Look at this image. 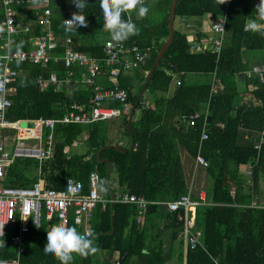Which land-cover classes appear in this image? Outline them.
I'll return each mask as SVG.
<instances>
[{
  "label": "trees",
  "instance_id": "trees-1",
  "mask_svg": "<svg viewBox=\"0 0 264 264\" xmlns=\"http://www.w3.org/2000/svg\"><path fill=\"white\" fill-rule=\"evenodd\" d=\"M19 1H22L16 6L19 18L30 28L17 36L13 49L28 50L43 32L38 23L43 7L39 3L34 5L31 0ZM171 1L145 0L149 11L143 18H138L135 11L130 13L140 32L123 43L127 47L137 45L149 49L145 66L119 76L121 87L127 90L131 110L134 108L131 120L130 110L87 126L58 123L54 129L52 157L41 165L31 159H17L5 172L3 183L26 188L41 179L45 189L60 190L65 180L72 177L83 183L84 193H87L89 174L96 172L99 181L107 182L103 197L110 199L115 193L109 181L114 172L119 192L141 196L150 202L172 201L189 192L179 145L194 159L199 150L207 161L206 168L200 167L205 186L199 190L205 191V202L196 209V226L202 231L204 249L188 251L185 264H264V208L248 206L262 195L258 187L264 179V145L260 163L251 176V185L242 175L244 165L256 153L258 134L264 129V80L257 76L248 79L244 75L253 64L247 54L259 53L258 62L264 63V36L244 30L251 18L258 19L255 7L260 0H226L223 4L221 0H178L175 21L180 17L192 19L205 15L225 18L220 54L217 56L210 48L203 52L190 51L188 35L174 29L172 44L145 86L158 51L169 36ZM86 3L84 13L88 26L69 32L63 21L69 10H79L71 0L50 1L57 47L51 51V60L44 67L28 62L14 66L18 76L12 84L15 92L9 96L11 106L6 113L9 121L56 119L75 103H89L94 84L75 82L81 73L78 66L72 67V81L59 92H55L51 84L39 89L36 83L39 77L47 79L51 72H56L59 78L65 76L63 63L53 59L64 56L67 38L72 49L96 58L102 70L108 72L103 46L110 34L103 27L100 0H86ZM128 15L126 13L124 18ZM2 19L0 9V22ZM204 37L199 34L197 39ZM173 74L179 75L181 84L169 94ZM190 75L209 78L206 82L191 84L185 80ZM213 75L219 85L215 94H211ZM238 76L242 77L240 86ZM145 93L151 95V104H144ZM113 106L118 107V104ZM207 107L209 138L200 143ZM195 112L201 114L195 126L181 119ZM10 134L14 141L15 134ZM79 142L83 143L82 150L76 148ZM207 181L211 182V188L206 187ZM232 187L235 188L233 194ZM191 197L197 198V195L191 193ZM89 223L95 234V246L101 251L118 253L121 264H169L172 261L183 264L178 237L182 222L179 213L169 212L164 206L150 204L143 223L137 225L132 205L108 203L103 209L99 203ZM56 224L58 220L53 217L49 222L44 219L39 229L29 230L20 264H60L55 255L43 250L47 231ZM67 226L74 225L71 221ZM13 232L7 229L4 238L0 237V241L5 240V246L0 247V259L15 257L10 242ZM85 259L73 253L71 264H82Z\"/></svg>",
  "mask_w": 264,
  "mask_h": 264
},
{
  "label": "built area",
  "instance_id": "built-area-1",
  "mask_svg": "<svg viewBox=\"0 0 264 264\" xmlns=\"http://www.w3.org/2000/svg\"><path fill=\"white\" fill-rule=\"evenodd\" d=\"M29 1V0H27ZM51 0H39L42 5V13L38 23L41 26L42 34L33 42L28 50H14L16 38L19 34L29 31V24L19 18L16 6L21 4L19 0H0V9L3 13L4 31L0 32V223L5 224L4 233L7 229L14 232L10 236V242L15 249V257L12 259H0V264H20V255L24 251L26 234L31 228L39 229L43 220L49 222L53 217L58 220V224L64 223L66 226L72 221L73 225L81 233L91 232L90 219L93 216L97 204H102V208L110 203H121L132 205L136 210V224L141 225L145 217L146 209L150 204L164 206L169 212L179 213V220L182 228L178 233L181 240L183 264H185L188 251L196 248L204 249L201 242L202 231L196 226V209L205 202V191L199 190L197 198L191 197V191L178 199L172 201L150 202L141 196L129 194L127 192H115L110 199H105L103 193L97 188L99 176L92 172L88 177L89 189L84 193V186L81 181L69 177L65 180L63 188L45 189L41 179L33 183L32 186L9 187L3 183L5 172L17 159H31L41 165L42 161L50 159L55 149L54 129L56 124H78L91 125L100 121H108L121 113L131 110V103L128 100L127 90L121 87L119 76L122 72H129L141 69L146 64L149 49H143L137 45L125 46L122 43L114 42L110 35L104 41V62L109 70L107 74V87L95 84V79L102 73V66L96 58L85 53L75 51L70 47V38L66 39V49L62 58H54V62L61 61L65 68V76L59 78L56 72H51L47 79L39 77L36 80L39 89L45 84H51L55 92L72 81L74 72L72 67L78 66L81 73L79 80L86 84H94V93L89 103H75L63 115L56 119L38 118L31 121L17 120L11 122L7 119L6 113L11 106V96L15 89L12 84L18 76L15 65L20 63H34L46 66L50 60L51 51L57 47L56 36L52 30L51 12L49 3ZM260 2L257 1L258 5ZM73 11H68L65 19H70ZM181 23L187 22V18L180 17ZM258 23H264L257 19ZM247 25V23H246ZM244 27L245 31L249 29ZM209 35L202 40L189 41V50L193 52H203L206 49L218 56L225 33V18L214 19L210 25ZM128 59L122 61V56ZM146 74V73H145ZM177 75V74H176ZM246 78L251 79L257 76L264 80V63L252 64L244 72ZM179 76V75H178ZM176 87L181 84V80L175 79ZM219 85L216 83L215 75L212 77L211 94L217 93ZM118 104L117 106H113ZM200 113H190L183 115L181 119L189 126H195ZM208 107L203 115L201 126L200 143L209 138V123L207 121ZM30 123L31 125H22ZM222 127V124H218ZM242 128V125L240 126ZM10 132L15 134L13 141ZM264 145V129L258 134V141L254 147L256 153L250 157L244 165L242 175L247 178L248 185H251L253 170L259 165L261 159V149ZM10 149V150H8ZM195 164L206 168V159L198 153L195 157ZM235 188L232 187L231 193ZM251 208H264V197L260 200L253 199L248 205ZM104 264H121L118 258Z\"/></svg>",
  "mask_w": 264,
  "mask_h": 264
},
{
  "label": "clouds",
  "instance_id": "clouds-1",
  "mask_svg": "<svg viewBox=\"0 0 264 264\" xmlns=\"http://www.w3.org/2000/svg\"><path fill=\"white\" fill-rule=\"evenodd\" d=\"M35 5L39 0H31ZM75 7L79 10L73 12L70 19H64V27L67 31H76L79 27H87L86 14L84 9L88 5L86 0H71ZM226 0H221V4ZM100 8L104 14L103 27L109 32L111 39L116 43H122L129 37L138 35L140 29L132 20L130 13L135 11L138 18L147 15L149 8L145 5V0H100ZM255 12L260 21H264V0L255 7ZM128 18L125 19V14ZM246 27L264 36V23H258L255 18H251ZM4 31L3 24H0V32ZM24 86V81H21ZM2 87V82H0ZM2 101V98H0ZM6 103V101H2ZM106 181L101 179L97 185L100 192H106ZM5 224L0 223V237L4 238ZM5 246V240L0 241V247ZM46 254H53L60 261V264H71L73 253L83 257L89 254H95L99 249L95 246V234L92 232L81 233L76 227H68L64 223L52 225L47 231V243L44 247Z\"/></svg>",
  "mask_w": 264,
  "mask_h": 264
},
{
  "label": "crops",
  "instance_id": "crops-1",
  "mask_svg": "<svg viewBox=\"0 0 264 264\" xmlns=\"http://www.w3.org/2000/svg\"><path fill=\"white\" fill-rule=\"evenodd\" d=\"M177 21H178L180 30L185 32L188 35V40L191 41V40H198L197 37L199 34H203L204 36L209 35L210 25L214 21V19L211 18V16H209V15H205L202 18L188 19L187 22H185V23H181L179 20H177ZM126 59H128V56H126V55L121 57L122 61H124ZM255 63H260V62H258V59H256L255 61H253V64H255ZM130 72H132V71L125 72V73L127 74ZM189 77L191 79V84H198L201 81L200 77H202V75H190ZM175 79H179V76L176 74H173L171 86L169 89V94L172 93L176 88ZM75 80H79V79H75ZM200 83H202V82H200ZM95 84L102 86V87L108 86L107 74L105 71H102V73L99 76H97V78L95 79ZM134 84H135V86L139 85V83L136 81L134 82ZM143 97H144V100H143L144 104H151L152 103V98H151V95L149 93L143 94ZM137 116H138V113L135 114V117H137ZM22 124H24L25 126L31 125L30 123H27V124L22 123ZM179 155L181 158V162H182V166H183L187 185H188L192 195H196L197 191L200 188L205 186L204 173H203V171H201L202 169L195 164L194 158H192L190 156V154L188 153V151L180 145H179ZM258 189L262 193V195L259 196V199H262L264 197V179L260 180ZM114 190H115V192L118 191L116 182L114 183ZM99 251L100 252L97 251L95 254H89L86 257L85 261L82 262V264H103L105 262L112 261V260L119 257L118 253H116V252L115 253H109V252H105V251H101V250H99ZM169 264H176V261H172Z\"/></svg>",
  "mask_w": 264,
  "mask_h": 264
},
{
  "label": "water",
  "instance_id": "water-1",
  "mask_svg": "<svg viewBox=\"0 0 264 264\" xmlns=\"http://www.w3.org/2000/svg\"><path fill=\"white\" fill-rule=\"evenodd\" d=\"M178 0H172L171 1V5H170V12H169V17H168V30H169V36L167 38V40L164 42V44L161 46V48L158 51V54L156 56V59L150 69V72L148 74L147 77V81L145 82V86L148 82V80L152 77L156 67L158 66L159 62L161 59L164 58V53L165 51L168 49V47L172 44L173 40H174V22H175V15H176V4H177ZM134 114V108L131 110L130 113V120L132 118Z\"/></svg>",
  "mask_w": 264,
  "mask_h": 264
},
{
  "label": "rangeland",
  "instance_id": "rangeland-1",
  "mask_svg": "<svg viewBox=\"0 0 264 264\" xmlns=\"http://www.w3.org/2000/svg\"><path fill=\"white\" fill-rule=\"evenodd\" d=\"M174 29L177 30V31H180V27H179L178 21H175V22H174ZM247 57H248L251 61H255L256 59H258V57H259V53H257V52H251L250 54H247ZM200 78H201V81H200V82H202V83L208 81V76H206V75H202V77H200ZM185 80H186V82L191 83V79H190V77H186ZM241 80H242V77H241V76H238V77H237V81H238V85H239V86H240L241 83H242ZM200 82H199V83H200ZM145 94H147V93H145ZM143 100H144V97H143ZM22 125H24V124H22ZM83 147H84V146H83V143H82V142H79V143H77V145H76V148H77L78 150H82ZM8 150H10V149H8ZM21 159H22V158H21ZM109 181H110V184H111L112 188H114V183L116 182V175H115L114 172L111 173ZM211 186H212L211 182L207 181V183H206V187L211 188ZM98 252H100V251L98 250Z\"/></svg>",
  "mask_w": 264,
  "mask_h": 264
}]
</instances>
